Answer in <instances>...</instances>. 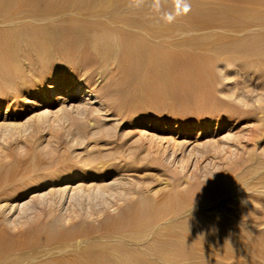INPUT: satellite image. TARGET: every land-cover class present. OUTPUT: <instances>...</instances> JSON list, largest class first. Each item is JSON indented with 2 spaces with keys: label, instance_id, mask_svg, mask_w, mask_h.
I'll use <instances>...</instances> for the list:
<instances>
[{
  "label": "rangeland",
  "instance_id": "1",
  "mask_svg": "<svg viewBox=\"0 0 264 264\" xmlns=\"http://www.w3.org/2000/svg\"><path fill=\"white\" fill-rule=\"evenodd\" d=\"M79 1L0 0V24L13 19L0 27V43L11 35L16 48L3 54L0 45V264H117L116 253L147 262L148 241L175 231L141 240L128 221L136 202L166 201L154 210L163 221L188 207L210 211L221 197L230 207L239 198L264 201V0ZM64 11L74 14L58 17ZM103 13L168 37L179 60L199 65L200 86L176 83L156 62L138 65L115 35L94 51L100 41L82 31L102 26L89 16ZM120 26L111 32L149 39ZM257 229L264 242V222ZM88 248L102 255L73 260ZM168 256L158 264H186ZM189 263L240 264L233 256Z\"/></svg>",
  "mask_w": 264,
  "mask_h": 264
},
{
  "label": "bare ground",
  "instance_id": "2",
  "mask_svg": "<svg viewBox=\"0 0 264 264\" xmlns=\"http://www.w3.org/2000/svg\"><path fill=\"white\" fill-rule=\"evenodd\" d=\"M27 5L29 3H35L38 4H49L52 2H57V0H24ZM61 1V0H59ZM64 1V0H63ZM66 1V0H65ZM73 1V0H71ZM79 1V0H78ZM89 1V0H88ZM97 1V0H95ZM94 1V2H95ZM100 1V0H98ZM103 1V0H101ZM108 1V0H106ZM16 2V1H15ZM68 2V0H67ZM70 2V0H69ZM80 2V1H79ZM87 2V0H86ZM90 2V1H89ZM130 2V1H129ZM128 2V3H129ZM17 3V2H16ZM24 3V2H23ZM22 3V4H23ZM85 3V2H84ZM93 3V2H92ZM106 3V2H105ZM125 3V2H124ZM127 3V4H128ZM1 4V3H0ZM21 4V5H22ZM60 4V3H59ZM76 4V3H75ZM80 4V3H79ZM78 4V5H79ZM88 4V3H87ZM95 4V3H94ZM98 4V3H97ZM101 4V2H100ZM100 4L99 7H100ZM117 4V3H116ZM133 4V3H132ZM137 4V3H136ZM14 5V4H13ZM19 5V4H18ZM25 6V4H23ZM58 5V4H57ZM74 5V4H73ZM77 5V6H78ZM90 5V4H89ZM103 5V4H102ZM124 5V4H123ZM122 5V7H123ZM31 6V4H30ZM35 6V7H37ZM60 6V5H58ZM69 6V5H68ZM93 6V5H92ZM115 6V5H114ZM15 7V6H14ZM19 7V6H18ZM27 7V6H25ZM46 7V6H45ZM56 7V6H55ZM62 7V5H61ZM64 7V6H63ZM76 7V6H74ZM82 7V6H81ZM80 7V8H81ZM90 7V6H88ZM95 7V6H94ZM103 8V6H101ZM129 7V5H128ZM5 8V7H4ZM13 8V7H11ZM16 8V7H15ZM24 8V7H23ZM21 8V9H23ZM43 8V7H42ZM58 8V7H57ZM56 8V9H57ZM72 8V7H71ZM83 8V7H82ZM86 8V7H85ZM91 8V7H90ZM98 8V6H97ZM118 8V7H117ZM116 8V9H117ZM132 8V7H131ZM10 9V8H9ZM59 9V8H58ZM62 9V8H61ZM67 9V8H66ZM93 9V8H92ZM105 9V7H104ZM102 9V10H104ZM136 9V8H135ZM145 9V8H144ZM94 10V9H93ZM101 10V9H100ZM131 10V9H130ZM128 9V11H130ZM139 10V8H138ZM147 10V9H146ZM8 11V10H7ZM80 11V10H79ZM84 10H82L83 12ZM86 11V10H85ZM134 11V10H133ZM140 11V10H139ZM25 14V11H23ZM27 12V11H26ZM67 11H64L66 13ZM77 12V11H75ZM89 12V11H88ZM91 12V10H90ZM89 12V13H90ZM16 13V12H14ZM43 13V12H42ZM40 13V14H42ZM62 13V12H61ZM58 15V17H63L65 19H69L74 13L68 12L66 14ZM114 13V12H113ZM111 13H103V14H94L89 17L98 18L99 20H102L104 24L101 26V23H99L97 28H85L83 29L82 33L86 38H91L93 36L97 37L100 43L98 45H92L91 48L94 51L102 52L107 47H109L108 44V38L112 37L113 35L116 36L117 39L122 42L123 49L128 51L131 58L146 67V69L152 68L151 65L152 62H156L158 66L161 68L162 75L164 76H173L176 79V83L183 84L185 82L192 81L193 84H198L200 86V83L197 80V73L199 72L200 67H196L193 63H191L188 59L187 60H179L177 51L174 50V46L171 44L170 39L167 37L165 39H161L157 37L156 31L152 27V31H150L148 34L141 30H133V28L130 27H124L122 23L121 26L118 23L114 22L112 20L115 17V14ZM2 14V13H1ZM8 14V13H7ZM45 14V13H43ZM47 14V13H46ZM48 15V14H47ZM56 15V14H55ZM14 16V15H13ZM39 16V15H37ZM50 17L54 15H49ZM84 16V15H82ZM130 16V15H129ZM171 16V15H170ZM45 17V16H42ZM47 17V16H46ZM56 17V16H55ZM87 17V15H86ZM120 17V16H119ZM29 18V17H28ZM39 18V17H38ZM36 18H29L30 21H37L39 19ZM79 18V17H78ZM77 18V19H78ZM88 18V17H87ZM111 18V19H110ZM169 18V17H168ZM23 19V18H22ZM21 19V20H22ZM26 19V18H25ZM23 19V20H25ZM56 18H54L55 20ZM59 19V18H58ZM62 19V18H61ZM91 19V18H90ZM126 19V18H125ZM13 19H8L6 21H1V28L2 26H5L4 23L11 22ZM19 20V19H18ZM46 20V19H45ZM52 20L48 19L47 17V23L48 21ZM75 20V19H74ZM89 20V18H88ZM118 20V19H117ZM128 20V19H127ZM133 20V19H132ZM16 21V20H15ZM44 21V20H43ZM81 21V20H80ZM85 21V20H84ZM87 21V20H86ZM85 21V22H86ZM93 21V20H92ZM96 21V20H95ZM122 21V20H121ZM142 21V19H141ZM19 22V21H18ZM52 22V21H50ZM91 22V21H90ZM125 22V20H124ZM143 22V21H142ZM145 22V21H144ZM149 22V21H148ZM12 23V22H11ZM17 22H14V24ZM56 23V22H52ZM58 23V22H57ZM63 22H61L62 24ZM65 23V22H64ZM75 23V21H74ZM77 23V22H76ZM83 23V22H82ZM95 23V22H94ZM97 23V22H96ZM147 23V22H146ZM10 24V23H9ZM20 24V22H19ZM26 24V23H25ZM32 24V23H31ZM39 24V23H38ZM67 24V23H66ZM65 24V25H66ZM71 24V22H69ZM68 24V25H69ZM41 25V24H40ZM58 25V24H57ZM72 25V24H71ZM79 25V24H78ZM85 25V24H83ZM82 25V26H83ZM88 23H86V26ZM127 25V24H126ZM137 25V24H136ZM146 25V24H145ZM149 25V24H147ZM10 26V25H9ZM33 26V25H32ZM42 26V25H41ZM77 26V25H76ZM75 26V27H76ZM90 26V24H89ZM88 26V27H89ZM94 26V25H93ZM101 26V27H100ZM115 26H120L121 28H124L128 32H135L140 35H145L148 39V41H142L140 39H133L130 36H126V34L121 33H114L111 32V30L115 28ZM130 26V25H129ZM135 26V25H134ZM28 27V26H27ZM34 27V26H33ZM74 27V29H76ZM79 27V26H78ZM16 28V26H15ZM139 28V27H138ZM149 28V27H148ZM6 29V28H5ZM9 29V28H8ZM38 29V28H37ZM67 29V28H66ZM147 29V27L145 28ZM27 30V28H26ZM44 30V29H43ZM54 30V29H53ZM59 30V29H58ZM62 30V29H61ZM148 30V29H147ZM150 30V29H149ZM16 31V30H15ZM36 31V33H35ZM52 31V30H51ZM56 31V30H54ZM64 31V30H63ZM118 30H116L117 32ZM28 32V31H26ZM30 32V31H29ZM47 32V31H45ZM49 32V31H48ZM68 32V31H65ZM76 32V31H74ZM0 33H5V30H0ZM31 33V32H30ZM51 32L47 33L50 34ZM54 33V32H53ZM58 34V33H57ZM76 34V33H75ZM128 34V33H127ZM136 34V35H137ZM70 35V34H69ZM82 35V36H83ZM138 35V36H140ZM43 36V35H41ZM52 36V35H51ZM51 36L46 37V41L44 43V47L47 50V53H53L56 51L57 46L54 44H51L50 38ZM61 36V35H59ZM66 36V35H65ZM133 36V35H132ZM7 37V38H6ZM55 37V36H54ZM67 37V36H66ZM137 38V36H134ZM141 37V36H140ZM10 36H5L3 38L4 41L0 43L2 46V53L9 51L10 46H13L10 44L9 40H11ZM33 41V46L37 47L39 45L38 37H37V30L32 31V37H30ZM45 38V37H44ZM53 38V37H52ZM144 38V37H143ZM28 40V38H26ZM43 39V38H42ZM172 39V38H171ZM57 40V39H56ZM60 40H62L60 38ZM64 41V38H63ZM112 41V40H111ZM114 41V40H113ZM15 44L17 43L14 41ZM31 43V42H29ZM69 43V42H68ZM120 44V43H118ZM18 45V44H17ZM21 45V44H20ZM41 45V44H40ZM68 45V44H67ZM61 46V45H60ZM14 47V46H13ZM19 47V46H18ZM73 47V46H72ZM113 47V46H112ZM1 48V47H0ZM121 48V47H120ZM177 48V47H176ZM36 49V48H34ZM111 49V48H109ZM116 49V48H115ZM114 49V50H115ZM184 49V48H183ZM14 50L16 48L14 47ZM178 50V49H177ZM21 51V50H20ZM43 51V50H42ZM185 51V50H184ZM24 52V51H23ZM111 52V51H110ZM114 52V51H113ZM191 52V50H190ZM189 52V53H190ZM195 52V51H194ZM193 52V53H194ZM181 53V52H180ZM188 53V54H189ZM62 54V53H61ZM121 54V53H120ZM158 54H161V56H158ZM197 54V53H196ZM10 55V54H9ZM47 55V54H46ZM96 55V54H95ZM111 55V54H108ZM181 55V54H180ZM3 56V55H2ZM43 56V55H42ZM45 56V55H44ZM124 56V55H123ZM200 56V55H199ZM206 56V55H205ZM7 57V56H6ZM28 57V56H27ZM103 57V56H101ZM189 57V56H188ZM196 57V56H195ZM194 57V58H195ZM26 58V57H25ZM99 58V57H98ZM121 58V57H120ZM130 58V57H129ZM202 58V57H201ZM208 58V57H207ZM211 58V57H210ZM28 59V58H27ZM46 59V58H45ZM104 59V58H102ZM186 59V58H185ZM38 60V59H37ZM115 60V59H114ZM199 60V59H198ZM197 60V61H198ZM41 61V60H40ZM83 61V60H82ZM126 61V60H125ZM6 62V61H5ZM107 62V61H102ZM131 62V60H130ZM133 62V61H132ZM133 62V63H134ZM201 62V61H199ZM96 63V62H95ZM122 63V62H121ZM209 63V62H208ZM16 64V63H15ZM84 64V63H83ZM98 64V63H97ZM107 64V63H106ZM135 64V63H134ZM133 64V65H134ZM138 64V65H140ZM200 64V63H197ZM12 65V64H11ZM96 65V64H95ZM110 65V63H109ZM126 64H124L125 66ZM132 65V64H131ZM137 65V66H138ZM93 66V64L91 65ZM100 66V65H99ZM104 66V65H103ZM136 66V64H135ZM209 66V65H207ZM13 67V66H12ZM17 67V66H16ZM143 67V66H142ZM204 67V66H203ZM46 68V66H45ZM89 68V67H88ZM118 68V66H117ZM11 69V68H10ZM44 69V68H43ZM111 69V66H110ZM130 69V68H129ZM117 70V69H116ZM119 70V69H118ZM137 70V69H136ZM115 72V70L113 69ZM133 71V69H132ZM131 71V72H132ZM144 71V70H143ZM158 71V70H155ZM128 72V71H127ZM137 73V72H136ZM147 73V72H146ZM158 73V72H157ZM202 73V72H201ZM210 74V73H209ZM120 75V74H119ZM134 75V74H133ZM159 75V74H158ZM199 75V74H198ZM211 75V74H210ZM147 76V75H146ZM208 76V75H207ZM212 77V76H211ZM128 78V77H127ZM154 78V77H153ZM156 78V77H155ZM129 79V78H128ZM131 80V79H130ZM151 80V79H149ZM148 80V81H149ZM156 80V79H155ZM172 80V79H171ZM159 83V82H158ZM204 84V83H203ZM206 84V83H205ZM72 85V84H71ZM168 86V85H167ZM172 87V86H171ZM163 88V87H162ZM160 88V89H162ZM170 88V87H169ZM202 88V87H201ZM200 88V89H201ZM84 93H88L89 95H93L90 90L86 89L84 90ZM90 102H93L92 100H88ZM215 101V100H214ZM218 101V100H217ZM188 129L187 127L183 128V133L186 132ZM227 198V197H225ZM145 199V198H144ZM140 200L136 202L132 206V210L129 213V220L132 227L139 228L141 232H144L145 234H142L143 240L145 237H148L151 233L157 231L158 229L162 228H168L175 231V234H166V233H156L150 241H148V247L147 252L151 255L152 259L147 262H140V263H134L132 260H126L122 258L117 253L113 255V259L116 261L117 264H158V258L160 256L164 257H172L173 262L174 258L182 257L183 259H187L186 264L189 263L193 258L199 257L202 260H206L208 258H226L229 256H233L236 263L240 264H259V259H262L260 261H264V242L259 240L257 242V239L259 238V231H257L258 226L261 225L262 222H264V201H260L258 198L253 199H237L233 203V206H228L227 202L229 203V200L224 199V197H221V202L218 204V206L214 207L212 210L207 212H199V211H192L191 207L185 208L182 210V212L174 213L170 212L169 216H166L163 221H161V218H158L156 216L157 214L154 212V210H158L159 207L163 206L164 204L168 207V203L166 201L160 202V203H153L149 200ZM231 200V199H230ZM201 205V204H200ZM210 205V204H209ZM203 206V205H201ZM170 207V206H169ZM171 208V207H170ZM194 208V207H193ZM197 208V207H196ZM128 212V211H127ZM165 213V212H163ZM184 213V214H183ZM160 214V213H159ZM162 214V213H161ZM166 214V213H165ZM164 215V214H163ZM125 220V219H124ZM166 223H169V226L166 225ZM130 227V225H129ZM130 227V229L132 228ZM264 230V229H261ZM1 232V231H0ZM169 232V231H168ZM139 236V235H137ZM261 236V235H260ZM141 237V236H139ZM151 237V236H150ZM133 239V238H132ZM136 239V238H135ZM145 240V239H144ZM142 243V242H141ZM135 244V243H134ZM143 244V243H142ZM229 245L233 246L231 250H229ZM104 249V248H103ZM100 251V250H99ZM95 253V255H93ZM105 254V253H104ZM94 256L96 258H99V255H102L100 252H94L90 248H88L85 253H83L81 256H73V260L78 261L83 258ZM122 255V254H121ZM133 256V255H132ZM102 257V256H101ZM180 257V258H181ZM112 258V257H111ZM1 259V258H0ZM170 259V258H169ZM171 261V260H170ZM80 262V263H79ZM79 264H88L87 260L85 261H79ZM183 262V261H182ZM198 262V261H197Z\"/></svg>",
  "mask_w": 264,
  "mask_h": 264
},
{
  "label": "clouds",
  "instance_id": "3",
  "mask_svg": "<svg viewBox=\"0 0 264 264\" xmlns=\"http://www.w3.org/2000/svg\"><path fill=\"white\" fill-rule=\"evenodd\" d=\"M190 11V5L186 6L183 10L184 14H187ZM168 22L171 23L172 22V18L168 19Z\"/></svg>",
  "mask_w": 264,
  "mask_h": 264
}]
</instances>
